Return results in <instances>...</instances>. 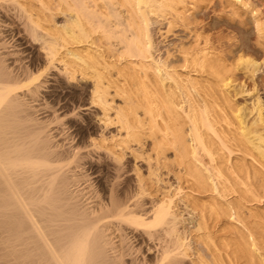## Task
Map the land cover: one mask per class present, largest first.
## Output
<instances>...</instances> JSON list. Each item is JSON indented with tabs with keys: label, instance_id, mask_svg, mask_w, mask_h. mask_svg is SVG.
<instances>
[{
	"label": "bare ground",
	"instance_id": "bare-ground-1",
	"mask_svg": "<svg viewBox=\"0 0 264 264\" xmlns=\"http://www.w3.org/2000/svg\"><path fill=\"white\" fill-rule=\"evenodd\" d=\"M0 1H3L2 8L16 12V18L21 20L26 38L31 43L30 58L26 63L21 62L19 67L9 63L7 55L0 52V214L2 212L4 220L2 226L3 223L10 224L12 235L23 240L19 242L12 238L13 244L24 243L21 246L25 259L40 257V264L195 262L186 263L184 259L187 248L177 227V217L171 213V203L152 201L150 208L145 207L142 197L147 188L138 172L136 178L120 179L122 158L101 143L91 140L87 143L91 126L85 123L82 110L75 113L73 122L70 121L77 148L86 142V146L92 147L87 152L89 155L92 151L104 149L107 152L99 153L115 165V172L114 178L104 184L106 195L95 206H85L73 193L70 186L79 177L68 175V171L73 165L80 166L81 158L77 152L60 149L55 144L47 129L49 124L35 116V106L28 101H36L49 81L48 74L40 69L39 59L44 57L42 59L51 65L50 69H58L55 73L59 76L56 80L59 86L72 89L71 86L76 85L73 81L77 80L81 86L92 89L87 93L88 101L100 107L101 111L94 109L96 115L100 112L110 119L108 97L113 86L117 95H123L124 104L116 108L114 119L125 130L124 142L150 140L158 157L172 150L185 180L203 192L217 191L210 182V175L198 165V151L201 150L214 163L213 174L220 179L222 188L219 196L232 187L230 180L234 187H239L240 197L235 198L236 202H223L215 195L186 200L187 206L195 212L197 230L209 229L210 222L213 227L219 226L217 232L203 235L202 242L209 256L200 257L196 264H264V256L258 254L261 251L264 255V210H248L243 228H232L231 223L232 215L241 216L247 203L264 199V128L261 131V128L247 127L243 114L229 100L225 88L234 61L213 54L206 44L199 45L200 48L191 50L185 61L206 76L201 82L188 78L181 86V80L175 79L174 85L167 84L160 77L159 70L152 71L142 60L138 64L131 60L146 58L151 48L149 13L170 15L173 21L182 20L191 0H57L55 10L64 15L62 22L58 20L60 24L55 19L58 13L46 19L48 14L44 10L49 12L52 9L51 0L46 1L48 3L39 0V9L21 0ZM239 2V6L237 3L232 5L234 12H238L239 7L249 9V0ZM115 5L126 13V21L122 18L125 28L120 30L116 28L118 19L116 30H113L110 16L103 13L105 8ZM251 12V22L258 39H261L264 37V23L258 17V11ZM100 30L109 41L120 32L116 38L125 65L118 64L113 68L99 54L91 52H75L76 60L72 59L71 63L59 58L61 49L88 42ZM246 63L252 64L250 60ZM179 86L187 93L189 110L186 115L180 110ZM81 90L76 88L85 95L86 91ZM78 108L81 105L70 110ZM59 118L60 115L56 117ZM260 119L263 121L262 115ZM234 150L242 155L232 160ZM111 225L120 230L131 229L149 240L157 239L159 243L155 246L161 248L152 259L139 261L112 257L108 248L110 240L105 234ZM9 243H5L6 247Z\"/></svg>",
	"mask_w": 264,
	"mask_h": 264
},
{
	"label": "rangeland",
	"instance_id": "rangeland-1",
	"mask_svg": "<svg viewBox=\"0 0 264 264\" xmlns=\"http://www.w3.org/2000/svg\"><path fill=\"white\" fill-rule=\"evenodd\" d=\"M21 1H25L24 3L26 4L31 3L29 5H32L33 8L36 7L35 9L41 7L39 0ZM51 1V12L49 11V13L48 10H44L45 14L49 15L46 14V19L52 17L50 16L51 14L58 13L55 19L57 18L56 22L60 24L59 21L62 22L64 15L55 10V8L57 9V0ZM239 1L245 0H191L188 2L189 10L185 13L184 19L176 21H173L170 15L164 17L155 12L149 13L151 48L146 58H131V60L134 64H138L142 60L145 66L151 67L152 71L159 70L160 77L167 84L174 85L176 84L174 80L177 79V81H182L181 83L183 84H180L182 86L185 85L188 78L201 82V79L206 74L203 75L195 71L189 61H185V57L192 52L191 50H195V47L197 49V47L200 48L206 44V47L210 48L213 54L221 55L229 62L233 63L234 61V64L230 66L229 84L225 88L226 93L230 102L238 109V112L243 114L241 116L247 127L255 130L256 128L258 130L261 128L262 131L264 128V37L258 39L254 25L251 22L253 15L251 14V10L258 11V17L264 23V0H249V9L237 8L242 17L240 14L237 15L238 12H234L235 7H232L234 3H237V6H239ZM2 2L0 1V52L4 54L3 56L7 55L9 63H13L12 65L15 64L14 66L19 67L22 63H26L29 60L31 43L26 38L21 20L16 18V12L10 10V8L7 10L4 7L2 8ZM55 5L56 7H54ZM98 10L100 11V9ZM121 11L122 9L118 5L107 7L103 11L104 14L108 13L110 16L112 21L110 26L113 30L125 28L126 13L124 10V13ZM116 20L120 24L119 22L117 24ZM119 35L120 32L119 34L115 33V38L113 37L109 41L102 36L100 30L94 33L88 42L69 45L67 46L68 48L61 49L59 58L67 60V63H71L70 61H73L72 59L76 57L74 55L75 52H91V54H99L113 68L117 67L118 64L123 66L126 63L123 58L124 56L121 54L122 49L118 44V38H116ZM38 44L36 42V45ZM41 52L44 54V50H41ZM42 58L44 59V57H40L41 60L39 59L40 69L48 74L46 76L49 78V81L44 84L45 88H42L39 96L35 98L36 101L32 102L29 96L27 98L30 100L26 97L25 100L27 99L30 105L35 106V116L49 124L47 129L49 134L53 135L55 144L60 149H66L70 152L74 151V153L77 152L79 158H81V165L78 167L73 165L70 167L72 170L68 171V175L79 177V180H74L70 187L73 193L78 196L77 198L80 202L84 205L86 204L89 208L90 206H95L94 204L98 203L106 195V185L104 184L106 182L109 183L114 178L113 173L115 172V165L110 163L106 156L99 153L107 152L104 149H100L98 152L92 151L89 155L87 152L92 150V147L86 146V142L77 148V139L74 140L70 123L75 120V113L77 114L79 110H82L83 115L85 114L83 118L85 123L91 126L90 136H87V143L89 144L91 141L101 143L107 150L115 151L122 158L123 167L119 169V173L122 175L120 179L129 180V177L132 176L136 178L138 172V175L143 180V184L147 188L146 194L142 197V201L146 203L145 207L150 208L152 201L171 203V213L177 217V227L186 244L187 256L184 257L186 263L191 260L199 262L200 257L207 258L209 251L202 242L204 240H202L204 238L203 235L211 231L217 232L219 226L213 227V222H210L209 229L197 230V222L195 223L194 220L195 212L187 206L186 200H192V198L206 199V196H219L222 192L220 179L213 174L215 171L213 167L214 163L210 161V157L203 151H198V165L202 166V169L210 175V182L215 186L217 191L203 192V190L196 188L192 182L185 180L186 176L180 171L181 169L175 161L172 150L158 157L150 144V140L141 143L132 141L130 144L124 142L125 130L121 129L120 123H117V120L114 119L116 108L124 104V98L123 95L115 93L114 86L110 89L111 94L108 97L110 119H106L100 112L96 115L94 109L100 110V107L92 105L88 101L87 93L92 89L89 90L88 87L81 86L77 80L73 81L76 85L71 86L72 89L64 85L59 86L56 83L59 76L55 73L58 69H50L51 65L46 63V60ZM247 60H250L252 64H247ZM56 63L59 64L60 62ZM62 64L60 63L59 65ZM178 75L180 78H178ZM90 82L88 81V83ZM181 86H179L177 94L182 101L180 102V110L186 115L189 110V102L186 96L187 93H185ZM77 87L80 90L82 89L81 92L85 90V95L77 92ZM77 90L79 91V89ZM78 105H81V108L75 111L70 110V108L72 109ZM58 115H60V118L56 119ZM260 115H262L263 121H261ZM260 122L263 124L261 125ZM241 155L242 153L234 150L231 154V159H237V156ZM94 165L95 167L92 168ZM229 184L232 185L231 189L228 188V190H225L224 195L221 194L219 196L223 202H234L235 198L240 197L239 187H234V183L231 180ZM246 205L247 208L244 209L241 216L232 215V228H243V225L246 224L244 220L249 216L248 210H256V208L264 210V199L255 200ZM1 215L2 212L0 214V219H2L0 221V226L2 227H0V264H40V257L25 259L22 256L24 248L21 245L24 243L22 242L19 245L14 242L13 244V237L15 235H12L10 224L3 223L2 226L4 220ZM4 224L6 225L4 226ZM9 233L11 234L10 236L8 235ZM105 234L110 240V244L108 245L109 255L118 257V259L122 257L124 260L137 259L141 261L143 258L152 259L156 255L158 248H161L160 246H155L156 243H159V240H155L154 238L149 240V237L145 238L131 229L120 230L118 227L111 225ZM17 239L19 241V236L15 237L14 241ZM20 241L23 240L20 239ZM5 243H9L10 245L6 247L7 244ZM23 252L26 253L25 251ZM260 252L258 254L264 256ZM195 262L193 264H196Z\"/></svg>",
	"mask_w": 264,
	"mask_h": 264
}]
</instances>
